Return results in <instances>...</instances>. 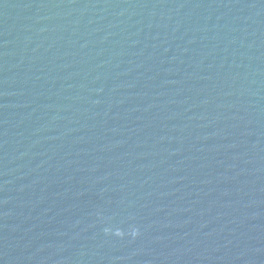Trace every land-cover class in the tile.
<instances>
[{
  "label": "water",
  "instance_id": "water-1",
  "mask_svg": "<svg viewBox=\"0 0 264 264\" xmlns=\"http://www.w3.org/2000/svg\"><path fill=\"white\" fill-rule=\"evenodd\" d=\"M0 264H264V0H0Z\"/></svg>",
  "mask_w": 264,
  "mask_h": 264
}]
</instances>
